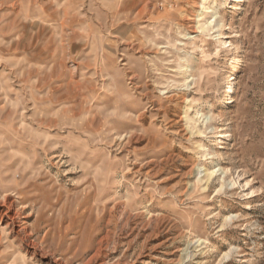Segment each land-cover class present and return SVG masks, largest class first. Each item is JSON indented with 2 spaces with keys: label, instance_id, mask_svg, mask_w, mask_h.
Wrapping results in <instances>:
<instances>
[{
  "label": "rangeland",
  "instance_id": "374dc122",
  "mask_svg": "<svg viewBox=\"0 0 264 264\" xmlns=\"http://www.w3.org/2000/svg\"><path fill=\"white\" fill-rule=\"evenodd\" d=\"M0 264H264V0H0Z\"/></svg>",
  "mask_w": 264,
  "mask_h": 264
},
{
  "label": "bare ground",
  "instance_id": "6f19581e",
  "mask_svg": "<svg viewBox=\"0 0 264 264\" xmlns=\"http://www.w3.org/2000/svg\"><path fill=\"white\" fill-rule=\"evenodd\" d=\"M229 90H230V91H229V94L233 93V90H232V88H230Z\"/></svg>",
  "mask_w": 264,
  "mask_h": 264
}]
</instances>
